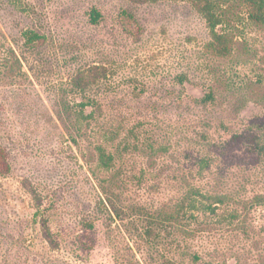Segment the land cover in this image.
<instances>
[{
  "label": "rangeland",
  "instance_id": "obj_1",
  "mask_svg": "<svg viewBox=\"0 0 264 264\" xmlns=\"http://www.w3.org/2000/svg\"><path fill=\"white\" fill-rule=\"evenodd\" d=\"M217 1L225 57L191 0H0V264H264V26ZM192 188L239 220L188 218Z\"/></svg>",
  "mask_w": 264,
  "mask_h": 264
},
{
  "label": "trees",
  "instance_id": "obj_2",
  "mask_svg": "<svg viewBox=\"0 0 264 264\" xmlns=\"http://www.w3.org/2000/svg\"><path fill=\"white\" fill-rule=\"evenodd\" d=\"M246 6L249 20H251L257 26H264V0H241ZM191 4L195 11L199 13L205 20L207 27L210 32L211 42L209 43L210 49L220 57L228 56L231 53V47L233 44V37L230 33L220 32L218 27L223 23V16L219 14V9H221V2L217 0H191ZM92 21L97 23L101 18V15L97 11H93L91 14ZM128 34H132L131 30L126 29ZM133 35V34H132ZM25 37L28 44H33L37 41L43 39L38 34L26 33ZM208 99H212L211 95L207 96ZM92 104L89 101L83 102L81 105V110L77 111V126L78 130L82 131V124L89 123L95 120L94 112L90 114H85V109ZM107 136H103L106 139ZM241 138V137H238ZM99 141V140H98ZM110 141V140H107ZM255 145H258V140L253 138ZM90 174L94 180H96L102 187H105L109 182H111V172L115 166V156L108 152L107 148L103 144H91L90 145ZM0 159L4 160L3 152L0 151ZM207 161L202 159L200 162L201 169L206 168ZM9 170V169H8ZM7 170V171H8ZM4 174V172H1ZM191 195L188 199L187 206V216L192 220H198L200 215H212L219 218L220 222L227 223L228 225H234L239 220V213L236 210H229L225 207V202L223 198H216L214 196H208L197 188L191 189ZM217 204H222L223 208H217ZM102 205L105 207L104 203ZM221 209V212H217ZM103 210L98 205L96 208V215L98 217L102 216ZM81 230L85 235L86 240H82V233L77 237L78 250L86 253H90L94 250L95 243L89 234H93L96 230L95 220L85 221ZM56 240L50 237V242L53 244ZM185 258L190 261V264H202V258L197 253L188 252L185 254ZM116 264H129L124 260L117 261ZM132 264V263H130Z\"/></svg>",
  "mask_w": 264,
  "mask_h": 264
}]
</instances>
